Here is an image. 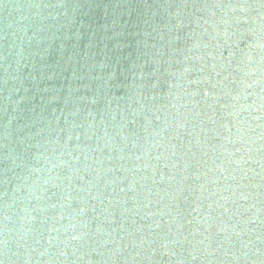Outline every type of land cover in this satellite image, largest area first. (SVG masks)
<instances>
[{
  "label": "clouds",
  "instance_id": "obj_1",
  "mask_svg": "<svg viewBox=\"0 0 264 264\" xmlns=\"http://www.w3.org/2000/svg\"><path fill=\"white\" fill-rule=\"evenodd\" d=\"M0 264H264V0H0Z\"/></svg>",
  "mask_w": 264,
  "mask_h": 264
}]
</instances>
